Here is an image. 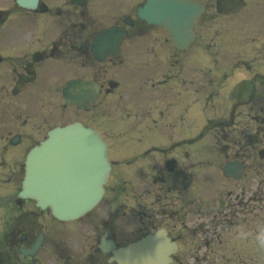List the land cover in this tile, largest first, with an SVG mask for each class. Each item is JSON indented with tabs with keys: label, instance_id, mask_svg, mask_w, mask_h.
<instances>
[{
	"label": "flooded vegetation",
	"instance_id": "1",
	"mask_svg": "<svg viewBox=\"0 0 264 264\" xmlns=\"http://www.w3.org/2000/svg\"><path fill=\"white\" fill-rule=\"evenodd\" d=\"M197 1L206 10L214 5V0ZM40 3L44 12L40 6L34 13L0 8V153L26 154L50 129L80 121L82 111L66 107L61 91L67 82L82 79L98 87L84 122L98 127L104 139L112 136V97L119 96L121 168L108 189L106 220L97 213L64 229L43 219L46 211L27 208L28 201L10 210L0 226V264H117L99 250L104 232L126 245L161 230L176 248L170 264H264V249L255 240L264 230V101L238 98L227 120L207 119L193 131L187 127V71L176 65L174 50L166 45L157 49L153 66L126 53L127 41L144 35L139 20L127 29L117 59L94 60L91 42L97 32L125 27L131 8L100 25L98 1ZM204 21L205 15L201 27ZM241 66L249 68L244 61ZM192 135L225 140L227 158L220 157L217 145L211 152L205 146L192 152L187 148ZM14 136H19L16 146L10 143ZM193 153L202 154L200 161L192 162ZM231 161L241 169L240 178L221 177L225 162ZM19 175L4 179L16 185ZM85 225L96 229L80 253L50 234ZM40 237L33 256L20 253L31 251Z\"/></svg>",
	"mask_w": 264,
	"mask_h": 264
},
{
	"label": "water",
	"instance_id": "2",
	"mask_svg": "<svg viewBox=\"0 0 264 264\" xmlns=\"http://www.w3.org/2000/svg\"><path fill=\"white\" fill-rule=\"evenodd\" d=\"M226 1L232 3V0H219ZM149 2L151 5L139 11L140 16L148 22L163 24L176 48L186 49L193 40L191 28L199 16V8L192 7L189 0ZM108 169L104 144L95 131L78 124L55 130L28 154L20 197L35 200L42 209L49 207L60 220L74 219L98 202ZM127 252L120 254L128 261L123 264H133L127 257L136 256L137 249L133 247ZM164 253L162 258L167 251Z\"/></svg>",
	"mask_w": 264,
	"mask_h": 264
},
{
	"label": "rangeland",
	"instance_id": "3",
	"mask_svg": "<svg viewBox=\"0 0 264 264\" xmlns=\"http://www.w3.org/2000/svg\"><path fill=\"white\" fill-rule=\"evenodd\" d=\"M249 3V6L243 10L240 14H238L236 17L231 19H219L214 20L211 23V28L214 29V31H206L208 33L204 39L198 40L197 43H195L187 52L186 55H177L179 57V64H186L187 65V79H192L191 85L188 87L190 93V99L193 101L199 97H205L209 95V102L205 103V106H199L202 108L203 113L206 115L211 114H217L218 116H215V118H221L225 116L228 112V108L223 103L217 104V101L215 100L217 98H231L238 94V91L240 93L244 92L243 90H232V87L234 85V82L240 81L241 79L245 78L244 75H246V71L244 70L242 73L244 75L240 74H233L232 72L229 73V70H232V63L234 64V59L230 60V55H234L232 51H235V48L229 49L228 56L222 57L223 54L220 52L224 50L225 43L224 41L227 40L231 44V38L228 37L232 30L245 32L248 34V39H244L243 36L238 35L236 36L238 40H240V43H238L245 52H247L250 47L256 46L259 47L260 43L264 41V0H247ZM105 2L108 5H105L106 7H114L116 4L124 2V0H105ZM113 4V5H110ZM5 5V4H4ZM119 6V5H117ZM211 12H209L210 14ZM210 28V29H211ZM244 30V31H242ZM161 32V31H160ZM159 31H149L146 39L140 38L139 41L132 40L128 42V45L125 47V50L127 53H130L133 56L136 55H142L145 52H151L152 55H154V49L150 50V43L153 41H156L157 38H161V41L159 43L163 42L164 36H161ZM199 32L202 34L200 38H202L204 31L199 29ZM223 33H228L229 35H225ZM223 36V37H222ZM199 38V39H200ZM235 39V40H236ZM254 42H257L256 44ZM228 46V43H227ZM249 55H245L244 59L251 60V57L256 56L259 57L260 63L264 64V52L263 51H256L250 54V51L247 53ZM209 56V58H208ZM210 56H212L210 58ZM143 57V56H141ZM150 56L143 57L144 60L149 58ZM252 57V58H254ZM241 58V57H240ZM230 62V63H229ZM247 66L251 65L250 63H245ZM240 64L237 65V67ZM207 71V72H206ZM225 71V73H224ZM262 72H264L261 69ZM207 73V74H206ZM211 75H213L211 77ZM258 89V88H257ZM192 91L194 93H192ZM197 91V93H195ZM242 95V94H241ZM201 99V98H200ZM117 103V102H116ZM192 107H189V109L192 110ZM195 113V115H194ZM118 106H111L110 111V118L113 121H116V126L114 127L115 130H120V125L118 121ZM190 117H193L195 121L200 119V114L197 110L192 112V115ZM80 118L87 119V115H81ZM192 118V119H193ZM193 119V120H194ZM191 120L192 125L191 129H198L199 125L198 123ZM117 131V132H118ZM111 135H113V132L111 131ZM114 140H109L111 146H113V151L115 153V159H119V153L121 154V148L116 146L119 145L118 138L112 137ZM196 138L191 139V141H195ZM212 145H214L213 137H205L198 141L197 143L193 144L190 149L197 148L202 149L203 146L205 148L207 147L208 150L211 149ZM189 147V146H188ZM24 154H22L20 151H17L15 153H9V154H1V157L3 159V162L7 166H11L17 162L21 161L23 159ZM200 156L202 154L193 153L192 156V162H195L200 159ZM13 185H7V182H3L0 184V192L1 193H9L13 190ZM3 191V192H2ZM109 194V193H108ZM110 196H107V199ZM103 204V203H102ZM107 202H104L103 205L96 209L101 216L102 219H105V216L107 214L106 209ZM28 208H34L32 204L28 203L26 205ZM92 216V214H90ZM43 219L48 220L47 216H44ZM90 219L89 215L80 219L81 221H86ZM56 226V225H55ZM59 228V227H57ZM60 229V228H59ZM52 237H55L57 239H63L66 244L62 243L63 247H68L70 249H74L75 251H78L79 253L83 249H87V246L89 243V233L88 231H80L78 233H63L60 230H54L52 233H50ZM119 237L121 235L117 233Z\"/></svg>",
	"mask_w": 264,
	"mask_h": 264
},
{
	"label": "clouds",
	"instance_id": "4",
	"mask_svg": "<svg viewBox=\"0 0 264 264\" xmlns=\"http://www.w3.org/2000/svg\"><path fill=\"white\" fill-rule=\"evenodd\" d=\"M242 235H246V234H242ZM255 240L257 242V245L264 249V230H261L260 232H258L255 236Z\"/></svg>",
	"mask_w": 264,
	"mask_h": 264
}]
</instances>
